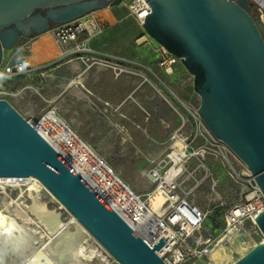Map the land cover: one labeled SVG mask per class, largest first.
I'll use <instances>...</instances> for the list:
<instances>
[{
    "label": "water",
    "instance_id": "obj_1",
    "mask_svg": "<svg viewBox=\"0 0 264 264\" xmlns=\"http://www.w3.org/2000/svg\"><path fill=\"white\" fill-rule=\"evenodd\" d=\"M121 0H0L4 51ZM142 27L192 75L197 113L247 166L264 195V39L248 0H149ZM110 170V169H109ZM36 177L119 264H166L153 247L6 99L0 98V178ZM264 237V211L256 218ZM233 264H264V241Z\"/></svg>",
    "mask_w": 264,
    "mask_h": 264
},
{
    "label": "rangeland",
    "instance_id": "obj_2",
    "mask_svg": "<svg viewBox=\"0 0 264 264\" xmlns=\"http://www.w3.org/2000/svg\"><path fill=\"white\" fill-rule=\"evenodd\" d=\"M130 2L131 0H121L116 5L125 7L127 15L131 17L128 10V4ZM96 12H90L82 18L91 20V18H94L92 15ZM252 13L254 15L253 9ZM144 33L147 35L145 30ZM25 38L21 37L5 53H15L24 45ZM148 39L156 48L160 46L150 36H148ZM77 55L71 54L74 59L73 63L79 62L81 68H85L86 64L92 65L91 63L94 66L103 67L95 64L91 59L89 61L86 59H84L85 61L77 59ZM155 59L154 56H149V60L146 61L148 68L153 67ZM52 68V66L47 67L46 70L48 73L46 77L56 76L58 81L62 75L54 74ZM110 70L116 78L122 77L124 73H129L125 71L119 76H116L113 70ZM152 72L154 74L158 73L157 69H153ZM71 74L77 76L76 74L78 73L73 71ZM129 75H132L136 81L141 80L146 82L147 88L153 97H157V100L149 101L142 97V99L135 101L134 111L131 110L130 113L122 114L119 113L118 107L109 104H103L102 106L96 101L97 99L92 97L93 101H91L92 104H90L89 111L91 116L96 119V126L94 129L86 130L84 136H79L76 131L77 134H75L145 201L147 198L146 193L152 187L151 180L148 176V170L152 164L151 161L163 157L171 143L172 134L182 126L186 118H189L192 124L187 127L188 130H198L192 120V114L197 112L200 98L193 89L192 75L187 71L180 59L175 64L173 74L169 76L166 85L159 83L154 75L144 68L142 70L135 68L133 73ZM58 84V82H55L51 91L47 89L35 90L34 94L37 99H40L45 94L57 92L59 90ZM0 90L6 92L5 94H0V97H4L27 120L40 119L41 116L34 118L21 113V109L16 102L18 100L21 101L22 97L14 96L16 92L12 84L5 87H1L0 85ZM84 103L88 104V100H85ZM84 107L86 106L84 105ZM203 142H205L203 138H199L197 141L198 144ZM230 161L237 171L241 169L238 161L235 159ZM230 172V168L224 162L218 149L213 147L204 158L195 157L190 159L186 165L184 174L180 178L179 184L184 194L187 195L189 200L207 212L201 228V233L204 237L211 234L213 238L215 237L218 240V237L224 232V216L227 207L239 201L243 196L244 186L242 182L232 178ZM21 187L23 188V195L15 187H8L6 193H3V189L0 188L1 215L13 217L19 221L14 214V209L17 207L16 200L18 199L17 202L19 203L24 201L27 205L32 204L30 191L27 189L28 186L22 183ZM32 195H35V193ZM38 196L49 209L57 210L61 214L64 222H68L71 219L68 210L47 189H41ZM9 197H12V199ZM32 226L36 228L35 225ZM69 229L75 231L76 226L70 224ZM262 237L263 235L254 231L248 222H244L243 228L239 231H234L228 243H223L218 247L213 245L212 252L208 256L196 258L192 264H233L253 246L261 242ZM88 239L84 243V246L87 248V254L89 253L88 250L93 249L94 247L92 245L95 244L93 238L88 237ZM83 261L86 264H107L101 263L98 257L92 259L85 257ZM108 264L119 263L112 256H109Z\"/></svg>",
    "mask_w": 264,
    "mask_h": 264
},
{
    "label": "built area",
    "instance_id": "obj_3",
    "mask_svg": "<svg viewBox=\"0 0 264 264\" xmlns=\"http://www.w3.org/2000/svg\"><path fill=\"white\" fill-rule=\"evenodd\" d=\"M248 1L252 4L256 25L264 39V0ZM128 10L130 15L142 25L145 17L151 11L149 0H131ZM49 31L61 51V55L78 54L77 57L81 60L89 61L91 59L95 64L112 69L116 76L125 71L133 73L135 69L136 62L134 60L115 53L97 51L90 46V40L104 31V27L94 20L91 22V20L80 18L69 23L52 26ZM81 36L82 38H80ZM161 51L157 67L165 73H170L173 66L179 62V58L166 51L162 46ZM148 70L153 73L151 68ZM27 72H29V68L23 62L8 65L4 69V74L8 77L19 76ZM154 75L157 80L161 81L158 75ZM5 93L0 90L1 95ZM0 98L5 99L4 97ZM97 100L100 101V97H97ZM50 111L41 115L40 119H43ZM40 119H28V121L47 139L43 134L42 126L38 124ZM192 120L198 130L189 131L187 127L192 124L191 120L186 118L182 126L172 134L171 143L163 157L151 161L148 176L154 185L146 193L147 198L143 208H134L129 213L117 209L89 182L83 173L76 169L127 222L135 236L141 237L151 247L162 237L167 240L159 250H156L158 256L166 264H192L196 258L208 256L212 252L213 245L218 247L223 243H228L233 232L243 228L244 222H248L254 231L261 233L255 218L264 211V195L255 177L230 148L207 129L197 112L192 114ZM199 138H203L205 142L198 144ZM50 143L59 151L52 142ZM213 147L218 149L224 162L230 168L231 177L236 181H241L244 186L242 198L230 204L226 209L224 232L218 237V240L211 234L205 237L202 235L201 228L207 212L189 200L179 184L188 161L195 157L204 158ZM59 153L63 156L60 151ZM231 158L238 161L241 169L238 171L235 169L231 164ZM65 159L69 161L68 157ZM1 179L3 178H0V182ZM151 194H158L162 200L156 208L150 201ZM92 246L96 250H101L102 247L96 240Z\"/></svg>",
    "mask_w": 264,
    "mask_h": 264
},
{
    "label": "crops",
    "instance_id": "obj_4",
    "mask_svg": "<svg viewBox=\"0 0 264 264\" xmlns=\"http://www.w3.org/2000/svg\"><path fill=\"white\" fill-rule=\"evenodd\" d=\"M96 11L91 22L93 20L98 22L104 27V31L90 40V46L97 51L115 53L134 60L136 62L134 68L137 70L144 68L148 71L146 61L149 60V56H154L156 58L154 65L150 68L157 69L156 75L161 80L157 81L166 85L175 65L170 73H165L157 67L162 52L161 46L155 47L148 39V35H145L142 25L134 17L127 15L125 7L111 3ZM73 60L71 55H61L50 31L25 38L24 45L15 53L7 54L4 51L0 66V85L5 87L12 84L16 92L14 96L22 97L21 101L18 100L16 103L24 115L35 118L53 110L79 136H84L86 130L94 129L96 126V119L89 111L92 97L95 99L100 97L101 100L96 101L102 106L109 104L118 107L119 113L122 114L134 111L137 99L143 97L149 101L157 100L147 88L146 82L136 81L129 75L131 73H124L122 77L116 78L109 68L94 64H86L85 68H81L80 63H73ZM20 62L25 63L29 72L14 77L4 74L6 66ZM49 66L53 67L54 74L62 75L58 81L56 76L46 77L48 73L46 69ZM73 71L78 73L77 76L71 74ZM23 79L25 80L22 81ZM55 82L59 83L57 92L45 94L37 99L35 90L51 91ZM85 100H88V104L84 103ZM151 183L152 189L154 185L152 180Z\"/></svg>",
    "mask_w": 264,
    "mask_h": 264
},
{
    "label": "bare ground",
    "instance_id": "obj_5",
    "mask_svg": "<svg viewBox=\"0 0 264 264\" xmlns=\"http://www.w3.org/2000/svg\"><path fill=\"white\" fill-rule=\"evenodd\" d=\"M38 124L42 126L45 137L64 158L68 157L72 167L83 173L110 204L125 213L143 208L141 196L120 179L53 110ZM22 183L28 186L32 204L16 200L14 214L19 221L0 213V264H86L83 261L85 257H98L101 263H109L111 255L100 243L101 250L89 249L86 253L84 243L88 237H93L74 215L70 213L71 219L64 222L57 210L49 209L40 200L38 193L46 188L36 177L3 178L0 188L6 193L7 185L15 187L23 195ZM150 201L154 208L162 202L158 194H151ZM70 224L76 226L75 231L69 229Z\"/></svg>",
    "mask_w": 264,
    "mask_h": 264
}]
</instances>
